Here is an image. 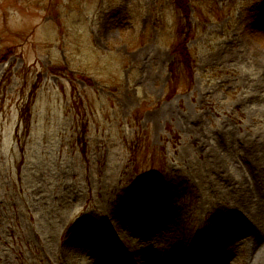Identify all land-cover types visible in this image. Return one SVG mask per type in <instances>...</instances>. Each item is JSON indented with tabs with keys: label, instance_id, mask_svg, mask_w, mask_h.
<instances>
[{
	"label": "rangeland",
	"instance_id": "obj_1",
	"mask_svg": "<svg viewBox=\"0 0 264 264\" xmlns=\"http://www.w3.org/2000/svg\"><path fill=\"white\" fill-rule=\"evenodd\" d=\"M187 2L190 87L175 0H0V264H101L76 249L86 235L130 258L135 242L257 261L264 0ZM150 200L153 219L119 222Z\"/></svg>",
	"mask_w": 264,
	"mask_h": 264
},
{
	"label": "bare ground",
	"instance_id": "obj_2",
	"mask_svg": "<svg viewBox=\"0 0 264 264\" xmlns=\"http://www.w3.org/2000/svg\"><path fill=\"white\" fill-rule=\"evenodd\" d=\"M156 208L157 204L153 203L152 200H150L149 203H144L141 201L130 202L127 205L125 211L120 214L118 219L119 222L124 224L131 222V226L135 228L137 225H139V223L135 221H150V219H153L152 217ZM241 223H243V225ZM168 224L169 223H166L161 219H154L151 221L153 230H166L169 227ZM246 225L247 223H245L244 220H236V223L233 224V234L236 237H240L249 233L252 230L251 226H249L248 224L250 230H248L247 232V230L244 229V226ZM83 226H86L88 228H98L99 224L96 222V220H92L91 222H86ZM132 227L129 228L132 229ZM173 233L175 234L174 231ZM135 237L136 239H139L141 237L148 236L147 234L145 236L143 235V233L138 232L135 234ZM76 242L77 240H72L71 245L74 246ZM134 244L135 242H132V247H134L132 250V252H134V257L132 258L126 256L125 254H122L119 249L113 247V244L93 241V239H91V236L88 235L84 237V239L78 244L76 249L90 253L100 252L105 256L101 264H138L140 260L145 257H149L147 264H162V257H167L173 260L172 264H227L228 261V258L222 259L220 257H217L213 249L208 250L209 256L207 258H198L193 257L192 255L186 256L185 254L181 253V251H175L170 254L166 249L155 244H149L146 248L141 249H137V245ZM226 255L229 257V254L226 253ZM253 264H264V249L259 250V257Z\"/></svg>",
	"mask_w": 264,
	"mask_h": 264
},
{
	"label": "trees",
	"instance_id": "obj_3",
	"mask_svg": "<svg viewBox=\"0 0 264 264\" xmlns=\"http://www.w3.org/2000/svg\"><path fill=\"white\" fill-rule=\"evenodd\" d=\"M175 6L178 12L182 15L183 23H188L186 27H180L179 39L174 47V54L177 67H180L183 73L186 75L189 87L194 81V60L188 49V43L193 38L194 33L190 23V10L188 8L187 0H175ZM4 60L3 62H5ZM173 72L175 68L173 66ZM175 93V89H172L169 97H172Z\"/></svg>",
	"mask_w": 264,
	"mask_h": 264
}]
</instances>
